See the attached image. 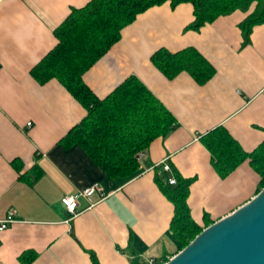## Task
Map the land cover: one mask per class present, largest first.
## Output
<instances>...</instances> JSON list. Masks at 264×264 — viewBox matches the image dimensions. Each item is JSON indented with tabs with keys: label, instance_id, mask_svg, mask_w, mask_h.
<instances>
[{
	"label": "crops",
	"instance_id": "obj_1",
	"mask_svg": "<svg viewBox=\"0 0 264 264\" xmlns=\"http://www.w3.org/2000/svg\"><path fill=\"white\" fill-rule=\"evenodd\" d=\"M88 1L0 0V220L12 208L16 215L0 230V264H23L25 251L36 253L31 264H93L94 254L98 264L165 262L179 251L175 205L156 180L165 158L171 165L165 184L177 174L192 179L187 202L202 227L248 201L261 185L250 158L222 177L201 139L224 125L247 151L264 140V22L245 43L240 23L250 10L193 29L187 27L195 18L192 2L153 5L84 73L99 96L136 74L176 118L175 128L140 153L134 176L115 181L81 145L62 142L86 108L59 80L40 83L31 69L58 42L55 29L71 9ZM189 46L214 67L204 82L186 70L169 78L151 59L161 47ZM96 180L106 197H81L83 210L69 218L62 196Z\"/></svg>",
	"mask_w": 264,
	"mask_h": 264
},
{
	"label": "trees",
	"instance_id": "obj_2",
	"mask_svg": "<svg viewBox=\"0 0 264 264\" xmlns=\"http://www.w3.org/2000/svg\"><path fill=\"white\" fill-rule=\"evenodd\" d=\"M166 1L173 7L185 1L193 3L195 18L187 26L193 29H200L236 9L250 10L240 23L245 43L250 41L253 27L264 22V0H90L71 9L55 29L58 42L31 69L40 83L52 78L59 80L85 106L87 114L62 142L67 146L81 145L115 181L139 172L137 155L153 139L175 128L176 118L136 74L126 77L107 95L99 96L85 81L84 73L121 39L123 29L139 13ZM151 59L169 78L186 70L198 82H204L214 73L213 65L191 46L177 51L161 47ZM201 139L222 177L250 158L251 165L261 175L259 190L264 187V140L254 150L247 151L224 125L210 129ZM166 173L167 170L157 173L156 180L175 205L172 227L181 250L204 227L194 220L187 202L192 179L177 174L176 183L165 184ZM35 256V252L25 251L20 260L31 264ZM93 264H98L95 254ZM132 264L141 262L134 260Z\"/></svg>",
	"mask_w": 264,
	"mask_h": 264
},
{
	"label": "water",
	"instance_id": "obj_3",
	"mask_svg": "<svg viewBox=\"0 0 264 264\" xmlns=\"http://www.w3.org/2000/svg\"><path fill=\"white\" fill-rule=\"evenodd\" d=\"M163 264H264V187Z\"/></svg>",
	"mask_w": 264,
	"mask_h": 264
},
{
	"label": "built area",
	"instance_id": "obj_4",
	"mask_svg": "<svg viewBox=\"0 0 264 264\" xmlns=\"http://www.w3.org/2000/svg\"><path fill=\"white\" fill-rule=\"evenodd\" d=\"M31 124V121L28 122V125ZM140 156V153L137 155ZM158 165H162L163 170H169L171 169V165L167 158L163 159L161 163H158ZM169 182L171 184H174L177 182V179L175 176H172L169 178ZM92 196H97L98 200H102L106 197V192L104 190V186L101 183L100 180H96L93 183L83 187L82 189L76 191V192H70L66 193L62 196L61 200L65 205L66 211L69 214V218H72L79 214L83 208H80V198L85 197L87 199H90ZM94 205V202L90 200V204L88 207H91ZM16 220L15 210L12 208L5 218L0 220V230L5 229L8 227L12 222ZM164 262L156 257H150L145 259L142 264H163Z\"/></svg>",
	"mask_w": 264,
	"mask_h": 264
}]
</instances>
